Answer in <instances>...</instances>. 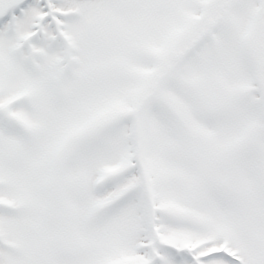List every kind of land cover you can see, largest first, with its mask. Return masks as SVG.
<instances>
[{"label":"snow or ice","instance_id":"snow-or-ice-1","mask_svg":"<svg viewBox=\"0 0 264 264\" xmlns=\"http://www.w3.org/2000/svg\"><path fill=\"white\" fill-rule=\"evenodd\" d=\"M0 264H264V0H0Z\"/></svg>","mask_w":264,"mask_h":264}]
</instances>
